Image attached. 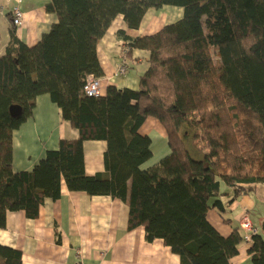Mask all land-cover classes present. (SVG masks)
Listing matches in <instances>:
<instances>
[{"label": "trees", "instance_id": "16d2710c", "mask_svg": "<svg viewBox=\"0 0 264 264\" xmlns=\"http://www.w3.org/2000/svg\"><path fill=\"white\" fill-rule=\"evenodd\" d=\"M165 5L182 9L179 22L149 37L126 35ZM44 7L56 23L38 45L27 48L12 34L0 56V228L8 212L37 217L64 181L69 191L125 203L129 228L142 226L147 242L162 240L180 264H231L243 243L251 264H264L261 236L246 241L234 228L223 237L206 219L216 210L226 221L228 205L264 184V0H47ZM119 16L126 30L116 32L117 67L138 76L136 88L88 97L84 82L101 77L99 43ZM134 50L147 51L148 62L132 60ZM42 94L78 137L60 139L31 171L14 172L13 132ZM14 104L22 108L17 118L9 114ZM148 118L164 129L170 154L141 170L152 156L150 136L140 133ZM198 130L204 147L194 160L184 140ZM89 141L106 143L103 171L94 175L85 172ZM20 259L0 249V264Z\"/></svg>", "mask_w": 264, "mask_h": 264}, {"label": "crops", "instance_id": "0c3cea01", "mask_svg": "<svg viewBox=\"0 0 264 264\" xmlns=\"http://www.w3.org/2000/svg\"><path fill=\"white\" fill-rule=\"evenodd\" d=\"M46 1L0 0V56L4 55L12 34L31 49L49 32L56 19L46 12ZM13 8H19L22 13L21 27L15 28L11 24ZM181 14L180 9L178 15ZM149 21L143 22L139 30L126 31V35L142 38L166 27L164 19L153 18ZM120 43L116 40V33L106 36L99 43L97 58L102 75L98 79L102 85V96L110 87L136 88L138 76L133 73L113 78L118 64L117 56L122 48ZM148 57L149 54L141 50H134L131 54L132 60L140 65L146 64ZM151 129L158 130L165 137L162 126L152 118L144 121L140 133L149 135ZM77 135L70 123L61 119L60 111L49 95L37 96L31 116L12 135L13 171H31L57 149L60 139H75ZM105 150L106 143L103 141L83 144L87 175L103 171ZM254 192L258 193L264 204V184H257ZM257 201L251 193L242 195L226 207V221L216 210H210L206 216L207 222L223 237L228 236L234 228H238L241 236H244L240 220L246 215L256 233L264 239L255 219L251 217ZM128 211L127 205L119 199L69 191L61 181L59 196L46 199L39 207L37 217L27 218L22 211L6 214L4 225L0 228V249L19 252L21 264H75L77 255H80L81 264H180L179 258L162 240L147 242L142 226L129 228ZM259 222L262 230L264 218ZM248 251L249 245L243 243L238 254L231 259V264H251Z\"/></svg>", "mask_w": 264, "mask_h": 264}, {"label": "rangeland", "instance_id": "374dc122", "mask_svg": "<svg viewBox=\"0 0 264 264\" xmlns=\"http://www.w3.org/2000/svg\"><path fill=\"white\" fill-rule=\"evenodd\" d=\"M180 9L181 8H179V7H171V6H167V5L162 6L159 9L151 8L145 14V16H144L141 24H143V22H145L148 19H150V21H151L153 18H157V19L160 18L161 20L164 19V21L166 23L165 24L166 26L173 25V24L179 22L181 20V18H182V14L180 15L181 17L178 15L179 12H180ZM123 28L126 30V28L124 27V24H123L122 17L119 16L112 23V25L110 26V28L107 30V34L104 36V38L106 36L113 35L114 33H116L119 30H123ZM140 28L141 27H139L137 30H139ZM126 31H128V30H126ZM126 31H125V33H126ZM159 32L154 33L152 35H146L144 37L153 36V35L158 34ZM137 38H140V37H137ZM131 70L135 71L136 69L133 68ZM130 73H132V72H130ZM89 77L95 78L92 75L88 76L87 78H89ZM114 77H115V73L113 74V78ZM99 82H100V80H99ZM101 86L102 85H100V91H99V95L100 96H101ZM193 119L194 120H198L199 119L198 116H197V114L193 117ZM190 133H193V136H194V132H190ZM149 136H150V138L152 140V144H151L152 156L141 166V168H140L141 170H152V169H154L155 167H157L159 165V163H160V161L162 159H164L166 156H168L170 154V151L166 148V141L163 139V137L161 136V134L159 133L158 130L151 129L149 131ZM183 139H185V138H183ZM184 143H185V146H186V148H187L190 156H193V159L194 160L200 159L199 156L196 154L197 152L195 150H197L196 147L199 148L200 150H202L203 147H204L203 146L204 143L202 141V134H201V132L199 130L198 131H195V138L193 140H190V138H186L184 140ZM252 195L254 196L255 200H258V201H257V205H255V207L251 211V217L255 219L256 226H258L259 231L262 234V230H260L261 229V223L259 221H260L261 218H264V204H262L261 198H259L258 193L253 192ZM245 218H246V215H244L242 217V219L240 220V224L241 225H242V222H243V220ZM243 230L246 232V229H243Z\"/></svg>", "mask_w": 264, "mask_h": 264}, {"label": "built area", "instance_id": "2783aa9c", "mask_svg": "<svg viewBox=\"0 0 264 264\" xmlns=\"http://www.w3.org/2000/svg\"><path fill=\"white\" fill-rule=\"evenodd\" d=\"M20 3V1H19ZM11 23L14 27H21L23 23V16L19 8H13L11 11ZM126 67L124 64L119 65L116 68L115 77L123 76L125 73ZM100 91V82L99 79L89 77L85 80L83 85V92L88 97H98ZM241 229H246L245 240L250 241L252 236L255 235L256 229L251 225L250 220L246 217L241 225ZM248 231V232H247ZM75 264L80 263V255H77V261Z\"/></svg>", "mask_w": 264, "mask_h": 264}, {"label": "water", "instance_id": "95a60500", "mask_svg": "<svg viewBox=\"0 0 264 264\" xmlns=\"http://www.w3.org/2000/svg\"><path fill=\"white\" fill-rule=\"evenodd\" d=\"M9 114L14 117L17 118L22 114V108L19 105H11L9 107ZM262 233L264 235V225L262 226Z\"/></svg>", "mask_w": 264, "mask_h": 264}]
</instances>
